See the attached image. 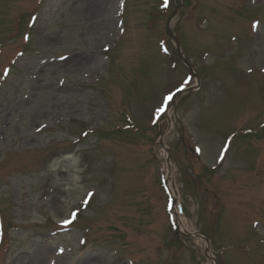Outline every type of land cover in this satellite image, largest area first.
I'll list each match as a JSON object with an SVG mask.
<instances>
[{
    "label": "rangeland",
    "instance_id": "obj_1",
    "mask_svg": "<svg viewBox=\"0 0 264 264\" xmlns=\"http://www.w3.org/2000/svg\"><path fill=\"white\" fill-rule=\"evenodd\" d=\"M169 112L187 224L264 264V0H0V264H214L171 223Z\"/></svg>",
    "mask_w": 264,
    "mask_h": 264
},
{
    "label": "bare ground",
    "instance_id": "obj_2",
    "mask_svg": "<svg viewBox=\"0 0 264 264\" xmlns=\"http://www.w3.org/2000/svg\"><path fill=\"white\" fill-rule=\"evenodd\" d=\"M171 121H172V117H171V113L169 112L166 115L165 122L162 124L161 137L159 138L160 144L163 143V140H164L163 138L168 133ZM161 155L163 156V160L165 163L164 170H165V176L168 182L169 192L172 196L173 202L175 203V205L172 207V214L175 219V222L182 232H185V233L194 232L193 231L194 229L191 227V225L187 224V218L182 211L181 201H180V191L177 185V177L173 169L172 162H170L167 156V152L165 151L164 148L161 152Z\"/></svg>",
    "mask_w": 264,
    "mask_h": 264
},
{
    "label": "water",
    "instance_id": "obj_3",
    "mask_svg": "<svg viewBox=\"0 0 264 264\" xmlns=\"http://www.w3.org/2000/svg\"><path fill=\"white\" fill-rule=\"evenodd\" d=\"M173 17H174V15L172 16V18H173ZM168 33H169V36H170V37L175 41V43H176L177 51H178V54H179V57H180L181 61H183V63H185V64L187 65V67L189 68V70H190L191 72H193L192 67L187 63V61L185 60V58L183 57V55H182V53H181V46H180V43H179V41L176 39V37L174 36L173 32H172L171 29H170V22H169V24H168ZM195 89H196L195 87H193V88H187V89H184V90L178 92V93L173 97L171 106L174 105L175 100H176L179 96H181V95H183V94H186V93H188L189 91H192V90H195ZM160 134H161V130H160ZM162 146H163L165 149H167L163 144H162ZM168 158H169V160H170V156H169V154H168ZM165 184L167 185V182H166ZM187 235H189V236H198V237H200L201 239H203V240L207 243V245H210L209 240H208L205 236H203V235H200V234H198V233H196V232H195V233H192V232H191V233H187Z\"/></svg>",
    "mask_w": 264,
    "mask_h": 264
},
{
    "label": "snow or ice",
    "instance_id": "obj_4",
    "mask_svg": "<svg viewBox=\"0 0 264 264\" xmlns=\"http://www.w3.org/2000/svg\"><path fill=\"white\" fill-rule=\"evenodd\" d=\"M165 6H167V0H165ZM35 19V18H34ZM26 39H27V37H26ZM5 74H7V73H5ZM168 101H170L171 99H172V96H169V97H167L166 98ZM166 107H167V105H165V107H162L159 111L160 112H164L165 110H166Z\"/></svg>",
    "mask_w": 264,
    "mask_h": 264
}]
</instances>
